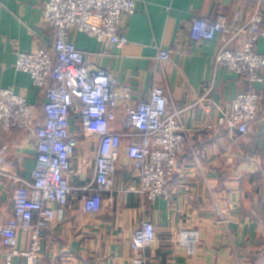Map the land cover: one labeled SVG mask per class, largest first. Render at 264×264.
Listing matches in <instances>:
<instances>
[{
	"label": "crops",
	"instance_id": "crops-1",
	"mask_svg": "<svg viewBox=\"0 0 264 264\" xmlns=\"http://www.w3.org/2000/svg\"><path fill=\"white\" fill-rule=\"evenodd\" d=\"M47 1L0 0V89L12 90L37 106L40 116L43 92L15 65L19 52L53 48L54 34L42 21ZM135 2L136 13L124 16L121 25L128 40L124 47L105 45L75 31L70 40L94 68L110 72L130 87L134 101L145 100L156 86L165 90L168 110L179 113L187 136L168 185L170 197L150 202L138 193L140 179L125 155L130 140L124 139L112 202L98 215H85L81 189L93 177L98 142L80 133L68 174L73 188L70 204L62 220L43 233L42 262L133 264L132 236L142 222L149 221L155 226L156 240L142 252L147 264H264V84H252L218 68V37L209 42L188 38L194 16L239 28L258 13L264 31V0ZM243 40L241 36L231 49ZM160 50L169 51V63H159ZM256 50L264 55V38L258 40ZM254 91L262 101L251 134L241 136L219 126L221 110L236 96ZM206 95L215 104L210 110L198 103ZM71 128H78L73 119ZM35 156L29 133L0 135V223L12 216L17 187L13 178L31 181ZM222 219L224 223L219 222ZM186 232L198 236L192 252L182 244ZM25 246L20 239V248Z\"/></svg>",
	"mask_w": 264,
	"mask_h": 264
},
{
	"label": "built area",
	"instance_id": "built-area-1",
	"mask_svg": "<svg viewBox=\"0 0 264 264\" xmlns=\"http://www.w3.org/2000/svg\"><path fill=\"white\" fill-rule=\"evenodd\" d=\"M136 11L135 0H48L43 6L42 21L54 34L53 48H41L33 54L17 53L16 69L30 76L34 86L43 92L45 104L40 116L37 106L12 90L0 89V135L26 130L36 149L31 181L13 178L17 187L12 216L0 223V264H43V233L62 220L70 204L73 188L68 174L80 133L98 142L93 177L81 189L85 215H98L112 202L124 139L130 140L125 155L140 179L138 193L150 202L170 197L168 185L186 148L187 136L179 113L168 110L165 90L156 86L145 100L134 101L130 87L121 85L110 72L94 68L87 62V54L70 40L75 31L122 48L128 44L120 32L123 17L133 16ZM262 24L258 13L239 28L194 16L188 38L192 42H209L218 37V68L246 77L252 84H264V55L256 50L258 40L264 38ZM241 36L243 42L231 49ZM158 61L161 65L169 63V51L160 50ZM261 101L262 95L256 91L236 96L221 110L219 126L248 136ZM198 103L206 110L215 105L208 95ZM120 108L122 114L118 116ZM72 119L78 126L76 131L71 128ZM105 194H109L106 200ZM184 234L182 244L192 252L197 233ZM20 239L25 248H20ZM155 240L154 224L142 222L130 242L133 264H147L142 252Z\"/></svg>",
	"mask_w": 264,
	"mask_h": 264
},
{
	"label": "trees",
	"instance_id": "trees-1",
	"mask_svg": "<svg viewBox=\"0 0 264 264\" xmlns=\"http://www.w3.org/2000/svg\"><path fill=\"white\" fill-rule=\"evenodd\" d=\"M246 78V77H245ZM247 79V78H246ZM248 80V79H247ZM41 121V119L38 121V122H40ZM14 132H17V133H20V134H27V133H29L28 131H26V130H13V131H11V132H9L8 134H10V133H14ZM5 134H7V133H5Z\"/></svg>",
	"mask_w": 264,
	"mask_h": 264
}]
</instances>
